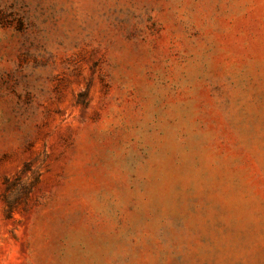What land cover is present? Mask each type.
<instances>
[{"label":"rangeland","instance_id":"1","mask_svg":"<svg viewBox=\"0 0 264 264\" xmlns=\"http://www.w3.org/2000/svg\"><path fill=\"white\" fill-rule=\"evenodd\" d=\"M0 264H264V0H0Z\"/></svg>","mask_w":264,"mask_h":264},{"label":"trees","instance_id":"2","mask_svg":"<svg viewBox=\"0 0 264 264\" xmlns=\"http://www.w3.org/2000/svg\"><path fill=\"white\" fill-rule=\"evenodd\" d=\"M35 180H36V182H38L37 175H36V178H35ZM9 210H10V212L12 213V212H13V210H14V207H13V206H11V205H9Z\"/></svg>","mask_w":264,"mask_h":264}]
</instances>
